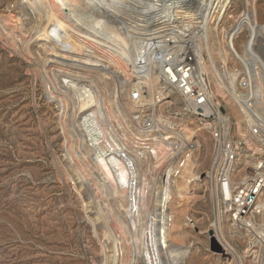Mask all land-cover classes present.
Listing matches in <instances>:
<instances>
[{
	"label": "rangeland",
	"instance_id": "374dc122",
	"mask_svg": "<svg viewBox=\"0 0 264 264\" xmlns=\"http://www.w3.org/2000/svg\"><path fill=\"white\" fill-rule=\"evenodd\" d=\"M225 1L223 8L216 13L214 23L210 24L212 28L219 27L217 33L223 47L226 45L224 41H227L228 35L232 33L231 29L245 11H251L260 29L264 27V0ZM226 4H229V7L225 12ZM15 5V0H0V24H5L7 30L24 37L25 30L20 20L13 16ZM194 7L200 13L201 6L198 1ZM206 10L205 6L201 13H206ZM132 14L126 11L122 16L125 24V17ZM2 24L0 264H106L111 253L110 242L117 246V264H121V253L124 251L125 255L130 247L134 249L133 245H130L132 240L127 230L123 232L124 229L119 228V223L114 220V215H124L122 207L113 204L110 189H106L107 183L104 182L100 171L92 169L88 154L83 150V146H80L75 127H72L74 124L68 102L64 97L62 100L65 99L66 102L57 100V93L55 97L51 96L49 87L46 86V81L44 82V75L35 69L32 60L24 56L19 45H14L10 36L5 34L6 30L4 32ZM123 28L126 29V26ZM127 28L131 30L128 26ZM235 39L237 49L242 50L250 41L249 30L244 28ZM40 43L41 41L33 44L38 57L45 55ZM253 46L257 48L256 44ZM222 51L228 52L224 49ZM227 55L228 58L229 54ZM99 59L98 65L87 66L103 69L100 71L102 79L99 73L93 70L91 76L84 78V83L91 84L92 89L101 97L104 110L114 111L116 117L118 113L114 110L113 103L110 104L115 84L111 80L110 69L105 67L114 65L104 57V60ZM228 61L230 67L234 66V59L229 58ZM115 119L110 120V123L114 129L113 135L117 136V126L119 128L120 125L117 121L114 122ZM131 146L132 144L128 148ZM210 155V144L204 141L200 171L207 170ZM139 167L147 172L142 163ZM74 168L77 169L81 179L79 181L83 186L74 179ZM158 176L162 175L146 173L145 177L150 180L147 186L154 184V179ZM199 181L202 180H192L189 183V195L192 196L189 202L181 204L174 195V201L172 199L169 202L170 208L167 212L174 222V227L165 242L160 241L158 231L160 219L157 213L160 205L149 202L148 206L145 205L148 209L142 208L147 213H155L153 241L156 264H177L178 261L174 262L173 257L178 253L181 244L191 245L195 253L186 259L188 264H264L263 243L252 251H247L244 244H239L234 253L235 260L226 250L228 254L211 250L209 230L212 204L209 191H206ZM148 191L149 201L157 198L158 194H152L153 189ZM96 214H99V219ZM105 228L112 233V239L104 234ZM224 230L230 237L227 223ZM131 257L129 264H147L146 258L137 260L134 254Z\"/></svg>",
	"mask_w": 264,
	"mask_h": 264
},
{
	"label": "built area",
	"instance_id": "2783aa9c",
	"mask_svg": "<svg viewBox=\"0 0 264 264\" xmlns=\"http://www.w3.org/2000/svg\"><path fill=\"white\" fill-rule=\"evenodd\" d=\"M184 1L125 17L137 39L125 53L109 50L114 66H105L120 92L116 133L127 148L137 143L147 173L162 175L156 189L174 187L168 174L188 159L196 164L193 181L210 193V229L220 241L229 225V242H220L235 260L239 244L247 251L264 244V60L248 43L239 50L228 39L223 47L217 31L210 39L197 1ZM204 141L210 164L200 171Z\"/></svg>",
	"mask_w": 264,
	"mask_h": 264
},
{
	"label": "bare ground",
	"instance_id": "6f19581e",
	"mask_svg": "<svg viewBox=\"0 0 264 264\" xmlns=\"http://www.w3.org/2000/svg\"><path fill=\"white\" fill-rule=\"evenodd\" d=\"M183 1L180 5L185 2ZM186 1H198L201 11L206 6V13L200 11L198 14L207 26L210 39L214 38L216 36L214 32L218 31L219 27L212 28L210 24L215 21L216 13L220 12L226 1ZM15 3L13 16H17L20 20L25 30L24 37L12 30H7V26L1 23L4 32L6 30L5 34L10 36L14 45H19L24 56L32 60L35 69L44 75V82L46 81L51 96L55 97L57 93V100L61 102L66 99L72 114L74 124L72 127H75L80 146H83V150L88 154L92 169L100 171L104 182L107 183L106 189H110L113 204L122 207L124 215L120 217L122 213L118 216L116 214L114 220L119 223V228L124 229L123 232L127 230L132 240H130L132 242L130 245H133L134 249L130 247L125 255L122 250L121 264H129L133 254L137 260L146 258L147 264H156L153 241L155 213L154 211L147 213L142 208L146 207L145 205L148 206L149 202L160 205L157 213L160 219L158 231L160 241L165 242L171 236V229L174 227V222L167 212L170 208L169 202L173 199V195L180 203L189 202L192 196L189 195L191 192L188 186L197 176L196 164L188 159L178 175L168 174V177H176L174 187H170L168 183L162 189L154 188L153 184L147 186L150 180L147 179L148 176L145 177L147 172L139 167L142 158L137 143L132 141L131 148L127 150L126 146L118 141V137L113 135L114 129L110 120L116 118L114 122L117 121L118 125H121L119 113L114 117L115 112L112 109V112L105 111L101 97L92 89L91 84L84 83L86 82L84 78L91 76V71L95 70L102 79L100 71L103 69H94L87 65H98L99 58L103 57L113 62L109 50L112 49V52L120 54L132 49L137 35L127 30L126 25V29L123 28L125 23L122 16L126 14V11L138 13L159 10L167 5V0H15ZM226 5L225 12L229 7V4ZM244 28L250 32L248 48L256 44L257 48H254L264 56V27L261 29L258 27L257 19H253L250 10L245 11L238 23L231 29V35H228L229 46L235 47L236 33ZM40 41V47H43L42 51L45 54L40 55L43 56L42 59L33 49V44ZM220 54L224 60L228 59L226 56L229 52L221 51ZM46 55H52V57H46ZM219 83L222 82L219 81ZM219 90H222V84L219 85ZM119 93V90L114 91L112 101L109 100L113 106L119 103ZM62 97L65 99L62 100ZM73 177L82 185L76 168L73 169ZM149 189H153V195L158 194L157 198H152L151 201L148 200ZM96 215L99 219V214ZM103 232L109 239H112V233L108 228ZM260 237L264 238V232H260ZM220 240L229 242L225 231ZM261 242L263 243V240ZM109 248L111 253L106 264H117V246L110 242ZM194 254L191 245L181 244L173 261H178L177 264H188L186 259Z\"/></svg>",
	"mask_w": 264,
	"mask_h": 264
},
{
	"label": "water",
	"instance_id": "95a60500",
	"mask_svg": "<svg viewBox=\"0 0 264 264\" xmlns=\"http://www.w3.org/2000/svg\"><path fill=\"white\" fill-rule=\"evenodd\" d=\"M209 236H210V248H211V250L215 251V252L227 254L224 247L221 245V243L214 236V232L212 229L209 230Z\"/></svg>",
	"mask_w": 264,
	"mask_h": 264
}]
</instances>
